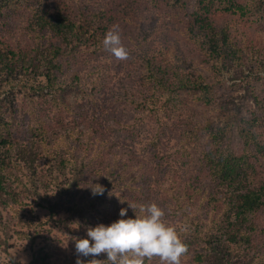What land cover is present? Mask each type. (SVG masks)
<instances>
[{
	"label": "trees",
	"instance_id": "16d2710c",
	"mask_svg": "<svg viewBox=\"0 0 264 264\" xmlns=\"http://www.w3.org/2000/svg\"><path fill=\"white\" fill-rule=\"evenodd\" d=\"M13 1L31 11V31L25 30L29 40L24 30L19 35L0 33V222L5 208L21 202L13 150L27 152L31 142L20 137L31 134L18 128L19 114H13L27 102L34 130H40V146L54 158L48 161L54 169L51 175L38 177L41 185L33 177V187L35 193L43 188L41 207L59 222L70 218L81 225L87 217L89 227L109 224L121 208L127 209L126 217H134L141 215L139 204L154 202L196 262L221 264L229 256V247L250 240L258 212L264 209L259 166L246 151L236 153L223 145L218 129L211 131L197 154V168L188 174L180 165L189 154L184 147V122L165 120L168 113L163 108L177 90L202 94L204 102L211 100L209 83L193 58L182 59V66L169 60L172 45L205 42L211 52H218L220 42H229L228 28L218 18L228 12L246 16L255 6L264 10V0L254 6L247 0H80L79 7L68 5V0H0V14ZM153 9L164 17L145 13ZM167 13L170 19L163 27ZM98 15H106L108 24L116 19L118 27L132 24L135 36L129 39L137 45L138 36L146 38L162 28L169 39H159L157 46L151 37L138 56L146 63L136 66L134 80L108 77L99 54L93 55L103 47L106 34L93 25ZM130 105L133 112L125 115ZM57 110L68 112L72 119L63 116L43 125L41 116ZM134 112L156 118L160 129L146 126L147 117H136L132 123ZM257 122L254 118L248 129L243 127V135L260 136L250 130L261 123ZM124 130L131 133L123 135ZM256 146L264 149L263 143ZM96 183L104 187L102 195L91 194L90 187ZM128 203L137 207L131 209ZM47 246L34 251L31 263H44L53 256L57 249ZM144 262L153 263L149 258Z\"/></svg>",
	"mask_w": 264,
	"mask_h": 264
},
{
	"label": "rangeland",
	"instance_id": "374dc122",
	"mask_svg": "<svg viewBox=\"0 0 264 264\" xmlns=\"http://www.w3.org/2000/svg\"><path fill=\"white\" fill-rule=\"evenodd\" d=\"M247 1L253 6L258 3L257 0ZM17 3L16 1L11 2L0 14V33L11 36L12 34L19 35L21 30L31 31V11L26 9L23 3V6L19 4L21 7L17 6ZM67 4L79 7L80 0H68ZM149 11L155 12L158 17H164L162 12L154 9L146 10L145 13L147 14ZM142 13L144 12L142 11ZM169 19L170 15L168 14L165 16L163 27L168 25ZM218 19L221 20L220 25L227 27L229 31V42L227 44L220 42L218 52H211L209 44L205 42L190 43L186 44L187 47H181V41H177V45L173 44L167 52L169 60L178 63L179 66L183 65L182 59L185 57L188 60L193 58L192 62H195L197 69L206 76V83H209L210 90L207 97H210L211 100L204 102L202 94L198 93L193 96L190 90H177L171 94L166 109L163 108L168 113V117L164 119H170V122L178 124L184 122L183 127L187 131L183 136L184 147L189 154L182 157L180 165L188 174L197 168V154L209 140L211 131L219 129L220 141L223 145L236 153L246 151L251 160L259 166L256 169L257 175L264 178V149L258 150L256 146L259 142L264 145V10L255 6L254 10H249L246 16L228 12L222 14ZM92 20L93 25H98L102 33L108 32V28L110 30L118 29L123 40L122 44L126 45L128 55L123 60L117 59L104 46L97 48V52L93 54H99L104 75H108V77L115 75L117 80L121 77L126 80L135 79L136 66L146 63V60L140 58V55L148 47L152 36H154L157 46L160 45L159 39H169L167 32L162 28L155 34H149L146 38L138 36L137 40L134 39V41H138L139 45H137L136 42L129 39L134 35L131 30L132 24L118 27L116 19L108 24L109 19L106 15L94 16ZM24 35L27 36V33L25 32ZM27 37L26 39L29 40ZM92 51L87 53H92ZM186 68L190 71L188 67ZM129 69L133 70L127 74ZM70 72L69 69L66 77ZM100 74L102 75V72ZM83 81L85 82V80ZM117 87H119L118 84ZM76 93L80 94V92ZM74 97L75 95L71 94L69 98L73 99ZM166 97L168 95L162 97V100H165ZM27 107H29L27 102H23L18 111L13 114H19L16 118L18 128L28 132V135L31 134L29 137L25 135L27 139L24 136L20 137L25 140V143L31 142V147L27 152L26 149L24 151L13 150L16 168L19 171V176L16 179L20 181L18 189L21 190V202L11 203L3 210V219L0 222V264H35L31 263L34 251L41 246L48 247L47 245L53 246L57 250L46 262L37 264H75V240L78 239L82 231H87L91 219L86 217L81 225L70 218L65 222H59L57 216L51 217L47 214L48 210L41 207V198L39 197L46 194L43 188L35 193L32 179L34 177L36 183L41 185L38 177L51 175L54 169L48 161H54V158L48 151L42 150L39 143L40 130H34L36 123L30 119L33 113L29 115L26 111ZM128 108L125 115L133 112L132 105ZM132 115V123L135 122L136 117H147L146 126L160 129V121H156V118H149L146 113L145 116L138 112H134ZM63 116L72 119L68 112L60 110L46 112L41 116V119L44 121L43 125H49ZM254 118H257L261 123L252 125L250 130L257 132L256 134L259 133L260 136L253 137L252 134L244 136L243 127L248 129ZM41 133L43 135V132ZM127 133L131 132L122 131L123 135ZM15 183L17 182L15 181ZM38 217L39 219H37ZM229 249V256L223 259L221 264L264 263V209L258 212L257 227L252 231L251 239L233 245ZM105 256L106 254L101 253L97 258L104 259ZM150 260L153 261L151 264H161L159 257H152ZM144 264L146 263L144 262ZM181 264H212V261L196 262L193 260V252H190L182 256Z\"/></svg>",
	"mask_w": 264,
	"mask_h": 264
},
{
	"label": "clouds",
	"instance_id": "9594fccd",
	"mask_svg": "<svg viewBox=\"0 0 264 264\" xmlns=\"http://www.w3.org/2000/svg\"><path fill=\"white\" fill-rule=\"evenodd\" d=\"M103 46L117 59L127 58L118 29L106 32ZM91 194L102 195L104 187L96 183ZM133 209L135 204L128 203ZM141 215L126 217V208L109 224L99 223L87 228L86 236L75 240V264H144L145 258L159 257L161 264H181L187 245L177 230L164 222V210L156 203L138 205ZM106 254L98 259L99 254ZM82 257L91 259H81Z\"/></svg>",
	"mask_w": 264,
	"mask_h": 264
}]
</instances>
